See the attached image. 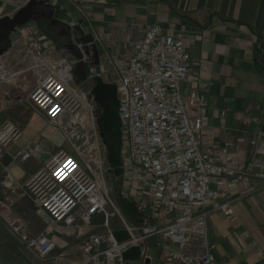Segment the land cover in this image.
Wrapping results in <instances>:
<instances>
[{
  "label": "built area",
  "instance_id": "obj_1",
  "mask_svg": "<svg viewBox=\"0 0 264 264\" xmlns=\"http://www.w3.org/2000/svg\"><path fill=\"white\" fill-rule=\"evenodd\" d=\"M188 49L187 44L164 36L159 26H152L135 44L127 66L110 78L116 87L121 123L119 178L123 187L114 200L105 176L109 173L114 179L113 169L96 126L98 107L89 93L73 84L69 63L49 64L41 40H30L24 56L30 61L27 70L37 76L30 103L63 135L83 129V120L91 125V141H84L86 160L82 153L69 157L60 152L25 184L54 225L71 229L79 223L91 228L92 218L101 217L105 235H93L81 243L76 264H128L122 254L134 247L140 248L139 263L148 260L151 264V240L156 241L161 257L179 264H220L211 253L183 258L168 254L157 241L163 238L169 246L181 247L199 236L210 213L232 216L229 204L220 202L223 190L247 178L241 162L230 154V144L218 143L212 133L204 131L200 111L207 107L206 98L191 92L183 99L181 84L190 68ZM96 78L108 82L100 71L89 73L87 79ZM20 136L19 127L6 122L0 129V156ZM30 156L26 149L17 154L21 161ZM118 197L135 204L143 214L140 222L124 214ZM7 203L0 212L2 221L39 259L52 254L54 242L46 236L29 238L24 221L11 213V202ZM169 218L172 221L165 222ZM113 221L117 229L111 228ZM114 231H124L128 238L117 242Z\"/></svg>",
  "mask_w": 264,
  "mask_h": 264
},
{
  "label": "crops",
  "instance_id": "obj_2",
  "mask_svg": "<svg viewBox=\"0 0 264 264\" xmlns=\"http://www.w3.org/2000/svg\"><path fill=\"white\" fill-rule=\"evenodd\" d=\"M28 1L0 0V19L13 17ZM49 2L64 8L75 23L81 22L85 34L94 36L98 65H92L91 55L80 58L64 50L65 40L45 21H30L10 34L11 47L0 56V64L8 66L14 75L9 79L0 76V129L13 122L21 136L0 156V209L8 199L13 215L32 212L35 205L25 184L52 158L65 153V136L29 101L30 89L37 83V76L27 70L30 61L24 56L30 40H41L49 64L69 63L75 86L91 96L89 73L100 71L114 79L127 66L145 31L159 26L164 36L189 47V74L181 84L183 99L187 100L191 92L206 98L207 107L200 111L204 131L212 133L218 143L228 142L230 154L247 173L246 180L223 190L220 202L229 204L232 216L210 213L199 236L190 238L176 252L184 256L211 253L220 264H264V0ZM23 149L31 154L26 161L17 157ZM35 212L49 220L44 212ZM54 227L62 234L46 235L55 250L63 245V253L55 260L76 264L80 259L78 247L93 236L88 235L90 228L79 223L71 229ZM52 254L47 259H53Z\"/></svg>",
  "mask_w": 264,
  "mask_h": 264
},
{
  "label": "water",
  "instance_id": "obj_3",
  "mask_svg": "<svg viewBox=\"0 0 264 264\" xmlns=\"http://www.w3.org/2000/svg\"><path fill=\"white\" fill-rule=\"evenodd\" d=\"M30 21H45L47 27L54 29L57 36L65 40L64 50H71L78 57L83 54L92 57V65H98V51L94 43L92 34H85L81 28V22H74L71 15L67 14L64 8H61L49 0H29L27 5L20 9L13 17H4L0 19V56H2L10 47V34L19 27H22ZM94 103L100 112L96 119L98 135L107 153V163L113 169L114 178L121 175L120 169V148L121 133L120 119L118 116V100L116 87L110 82L105 83L101 79H94L90 91ZM118 204L124 214L135 222H140L143 214L138 211L134 203L118 197ZM113 237L117 242L125 241L128 236L124 231H114ZM125 262H139L141 252L139 247H134L122 254ZM145 264H149L145 260Z\"/></svg>",
  "mask_w": 264,
  "mask_h": 264
},
{
  "label": "rangeland",
  "instance_id": "obj_4",
  "mask_svg": "<svg viewBox=\"0 0 264 264\" xmlns=\"http://www.w3.org/2000/svg\"><path fill=\"white\" fill-rule=\"evenodd\" d=\"M0 67L2 68V71H0V76L6 77V79H9L10 77H13V73L10 71L8 72V66L5 64L2 66L0 64ZM32 71H29L31 73ZM34 73V72H32ZM31 73V74H32ZM35 74V73H34ZM75 85V83H73ZM36 85V84H35ZM35 85L30 89L29 94L35 87ZM82 127L83 129L74 128L73 130H70V132L65 136L66 141L63 142L62 148L65 151V154H67L69 157H76L77 152L83 154V159L86 160L88 158L87 156V146L85 145L84 141L85 139H88V142L91 141L89 136L92 134L91 125L89 120L88 121H82ZM107 157V154H106ZM106 177L108 178L107 184L110 186L112 191V198L115 200L117 197L116 191L122 189V182L120 178H112L111 174L105 173ZM114 177V176H113ZM8 200L6 199L5 204ZM0 209V212L4 209V205ZM8 204V203H7ZM12 205V202H11ZM34 210L31 212H14V216L19 217L22 219L26 226V234L29 238L34 239L39 236H46V234H56L61 235L62 233L54 230V225L50 222V220L46 221L40 218L36 215L35 211H42L40 207L34 202ZM43 212V211H42ZM12 213V212H11ZM111 225L112 229H117L118 225L115 223V221L112 222ZM91 228L88 235H105L106 230L102 227V219L99 216H95L92 218L91 221ZM49 238V237H48ZM159 242L163 243L164 248L163 250L166 251V253L177 255L179 258L188 257L190 255H182L178 254L176 252V248L169 246L168 242H166L163 238H159ZM155 240L149 241V247H152L150 249L151 253V264H157V263H168V264H179L177 260H173L172 258H163L160 260L158 259V255H160V249L159 247L155 246ZM152 243V244H151ZM151 244V245H150ZM63 253V245H60L59 248L56 247L55 252L50 256L53 259H39L35 253L27 248L26 244L21 242L20 237L15 235L11 229L2 222L0 218V264H63V262L55 260V258L59 257ZM194 256V255H193ZM128 264H140L139 262H128Z\"/></svg>",
  "mask_w": 264,
  "mask_h": 264
},
{
  "label": "flooded vegetation",
  "instance_id": "obj_5",
  "mask_svg": "<svg viewBox=\"0 0 264 264\" xmlns=\"http://www.w3.org/2000/svg\"><path fill=\"white\" fill-rule=\"evenodd\" d=\"M99 112H100V110L99 109H97V113L99 114Z\"/></svg>",
  "mask_w": 264,
  "mask_h": 264
}]
</instances>
